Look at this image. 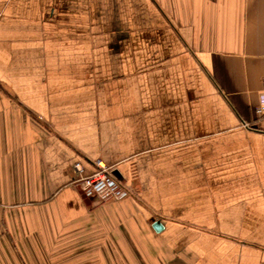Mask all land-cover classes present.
I'll use <instances>...</instances> for the list:
<instances>
[{
  "label": "crops",
  "instance_id": "1",
  "mask_svg": "<svg viewBox=\"0 0 264 264\" xmlns=\"http://www.w3.org/2000/svg\"><path fill=\"white\" fill-rule=\"evenodd\" d=\"M263 102L264 0H0V264H264Z\"/></svg>",
  "mask_w": 264,
  "mask_h": 264
},
{
  "label": "built area",
  "instance_id": "2",
  "mask_svg": "<svg viewBox=\"0 0 264 264\" xmlns=\"http://www.w3.org/2000/svg\"><path fill=\"white\" fill-rule=\"evenodd\" d=\"M258 114H264V102L258 109ZM247 127H251L246 124ZM93 172L83 174L77 178L81 182L83 190L87 196L97 197L102 202L121 201L130 196V189L114 174V168L108 166L102 160L95 162ZM78 172H83L80 163L75 165Z\"/></svg>",
  "mask_w": 264,
  "mask_h": 264
},
{
  "label": "rangeland",
  "instance_id": "3",
  "mask_svg": "<svg viewBox=\"0 0 264 264\" xmlns=\"http://www.w3.org/2000/svg\"><path fill=\"white\" fill-rule=\"evenodd\" d=\"M251 126V125H250ZM114 171V170H113ZM76 183V186H78V189L80 190V193H81V195H82V197L84 198V199H86V200H93L95 203H97V204H103V203H106V202H102V201H100L97 197H91V196H87L86 194H85V192H84V190H83V187H82V185H81V182H75ZM126 185V184H125ZM127 186V185H126ZM131 196V195H130ZM129 196V197H130ZM112 202V201H111ZM115 202H117V201H115ZM108 203V202H107Z\"/></svg>",
  "mask_w": 264,
  "mask_h": 264
},
{
  "label": "water",
  "instance_id": "4",
  "mask_svg": "<svg viewBox=\"0 0 264 264\" xmlns=\"http://www.w3.org/2000/svg\"><path fill=\"white\" fill-rule=\"evenodd\" d=\"M154 228L157 230V231H160L163 227H162V223L161 221H155L154 223Z\"/></svg>",
  "mask_w": 264,
  "mask_h": 264
}]
</instances>
